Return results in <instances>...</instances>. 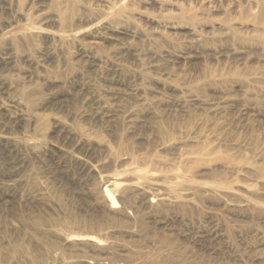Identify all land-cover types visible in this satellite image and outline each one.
<instances>
[{
	"label": "rangeland",
	"instance_id": "rangeland-1",
	"mask_svg": "<svg viewBox=\"0 0 264 264\" xmlns=\"http://www.w3.org/2000/svg\"><path fill=\"white\" fill-rule=\"evenodd\" d=\"M0 264H264V0H0Z\"/></svg>",
	"mask_w": 264,
	"mask_h": 264
},
{
	"label": "bare ground",
	"instance_id": "bare-ground-1",
	"mask_svg": "<svg viewBox=\"0 0 264 264\" xmlns=\"http://www.w3.org/2000/svg\"><path fill=\"white\" fill-rule=\"evenodd\" d=\"M110 201H111V203H112L113 206H116L117 205L116 200L112 196L110 197Z\"/></svg>",
	"mask_w": 264,
	"mask_h": 264
}]
</instances>
